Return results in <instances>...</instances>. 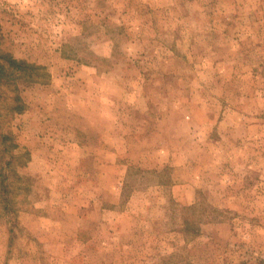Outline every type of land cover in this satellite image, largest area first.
<instances>
[{
  "label": "rangeland",
  "instance_id": "rangeland-1",
  "mask_svg": "<svg viewBox=\"0 0 264 264\" xmlns=\"http://www.w3.org/2000/svg\"><path fill=\"white\" fill-rule=\"evenodd\" d=\"M0 65V264H264V0H0Z\"/></svg>",
  "mask_w": 264,
  "mask_h": 264
},
{
  "label": "trees",
  "instance_id": "trees-1",
  "mask_svg": "<svg viewBox=\"0 0 264 264\" xmlns=\"http://www.w3.org/2000/svg\"><path fill=\"white\" fill-rule=\"evenodd\" d=\"M5 58L7 59L6 65H7L8 69H12L13 71H23V70L28 69V68L31 70L37 69V68L39 69L38 66L28 64L27 62L15 59L12 56H10V57L5 56ZM2 74H3V66L0 65V85L3 81V77L1 76ZM16 100L19 101L20 100L19 97H17ZM23 109H24V107L18 103L14 107V112L15 113H22ZM2 138L10 140V146L13 147L15 150L17 149L18 145H16V143H14V138H13L12 134L9 133L7 135H3Z\"/></svg>",
  "mask_w": 264,
  "mask_h": 264
}]
</instances>
